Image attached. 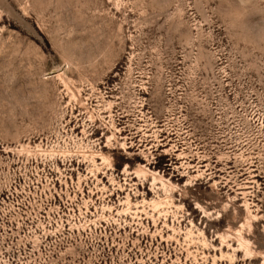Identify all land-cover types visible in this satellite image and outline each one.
Here are the masks:
<instances>
[{"label": "rangeland", "instance_id": "rangeland-1", "mask_svg": "<svg viewBox=\"0 0 264 264\" xmlns=\"http://www.w3.org/2000/svg\"><path fill=\"white\" fill-rule=\"evenodd\" d=\"M0 264H264V0H0Z\"/></svg>", "mask_w": 264, "mask_h": 264}]
</instances>
